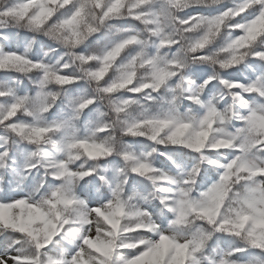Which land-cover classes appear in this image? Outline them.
<instances>
[{
    "label": "clouds",
    "instance_id": "clouds-1",
    "mask_svg": "<svg viewBox=\"0 0 264 264\" xmlns=\"http://www.w3.org/2000/svg\"><path fill=\"white\" fill-rule=\"evenodd\" d=\"M0 264H264V0H0Z\"/></svg>",
    "mask_w": 264,
    "mask_h": 264
}]
</instances>
